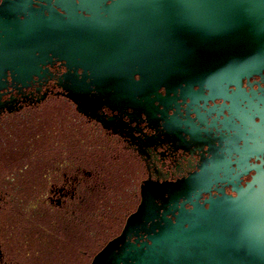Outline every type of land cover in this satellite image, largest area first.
<instances>
[{
	"label": "water",
	"instance_id": "obj_1",
	"mask_svg": "<svg viewBox=\"0 0 264 264\" xmlns=\"http://www.w3.org/2000/svg\"><path fill=\"white\" fill-rule=\"evenodd\" d=\"M43 3L28 15L23 0L8 3L11 13L3 7L0 43L30 68L55 57L74 77L80 69L71 87L79 112L131 107L148 119L160 89L164 98L205 90L245 102L251 127L242 150L226 151L233 160L215 155L172 184L143 181L137 209L90 264H264V0ZM217 185L216 197L199 201Z\"/></svg>",
	"mask_w": 264,
	"mask_h": 264
},
{
	"label": "flooded vegetation",
	"instance_id": "obj_2",
	"mask_svg": "<svg viewBox=\"0 0 264 264\" xmlns=\"http://www.w3.org/2000/svg\"><path fill=\"white\" fill-rule=\"evenodd\" d=\"M12 1L0 0V10L11 13L7 5ZM23 1L24 15L44 6L43 0ZM7 13L1 16L6 22ZM3 32L0 28V39ZM6 47L0 43V264H76L69 261L76 258L90 264L137 209L143 181L172 184L198 174L215 155L233 160L236 153L227 156L226 151L245 147L251 130L242 112L245 102L238 105L205 90L164 98L160 89L163 102L153 103L148 119L131 107L102 106L84 114L71 90L80 69L74 77L73 67L55 57L30 68ZM242 87L250 90L245 81ZM102 163L110 171L119 167L120 182L127 180L105 209L113 207L110 214L94 210L95 195L108 188V175L98 166ZM220 187H211L199 201L216 197ZM224 191L234 195L230 187ZM98 221L115 227L104 229L93 251V223Z\"/></svg>",
	"mask_w": 264,
	"mask_h": 264
},
{
	"label": "rangeland",
	"instance_id": "obj_3",
	"mask_svg": "<svg viewBox=\"0 0 264 264\" xmlns=\"http://www.w3.org/2000/svg\"><path fill=\"white\" fill-rule=\"evenodd\" d=\"M100 165H102V167L104 168V173L108 175V179H106V182L108 181L107 182L108 188L106 190H101L99 193H97V195H95L94 210H103L104 212H107V213L109 211V214H110V209L111 211H114V208L112 207L109 210H105V209L106 208L108 209L109 206H111V203L114 202V197H117L118 195L121 194L122 192L121 188L127 185L126 183L127 180H125L126 179L125 178L123 181L120 182L121 178H120V175L117 173V171L119 170V167L113 166V170L110 171L111 166L106 167L107 164L105 163L99 164L98 166ZM105 178H107L106 175H105ZM115 203H117V200L115 201ZM103 224L100 221L93 223V233L95 234L93 235V241H94L93 251L96 249L97 243L99 241H102L103 239L102 237H105L104 229L107 228L109 231H111L115 227L113 222H107V224L105 223ZM100 231H102V233L98 234ZM62 259L66 260V258H62ZM79 260H80L79 258H76V260L69 259V261H75L76 264H80ZM64 264H67V263H64Z\"/></svg>",
	"mask_w": 264,
	"mask_h": 264
}]
</instances>
